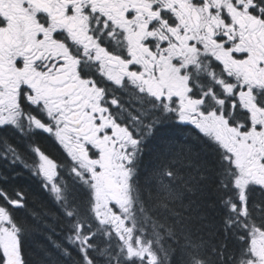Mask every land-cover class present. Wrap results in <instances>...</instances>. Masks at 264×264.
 <instances>
[{
	"label": "snow or ice",
	"instance_id": "1",
	"mask_svg": "<svg viewBox=\"0 0 264 264\" xmlns=\"http://www.w3.org/2000/svg\"><path fill=\"white\" fill-rule=\"evenodd\" d=\"M25 154L62 235L0 181V264H41L38 230L64 264H264V0H0Z\"/></svg>",
	"mask_w": 264,
	"mask_h": 264
},
{
	"label": "trees",
	"instance_id": "2",
	"mask_svg": "<svg viewBox=\"0 0 264 264\" xmlns=\"http://www.w3.org/2000/svg\"><path fill=\"white\" fill-rule=\"evenodd\" d=\"M9 141L14 144H21V141L18 137L8 134ZM40 141H43L41 139ZM48 142V144L46 142ZM43 141L44 144L39 147L43 149L52 148L51 143L47 140ZM38 144V143H37ZM23 149V145L21 146ZM54 148V147H53ZM26 156H24L25 158ZM148 160L145 161L147 165ZM10 181V187L12 188H22L29 193V212L38 214L44 221L45 227L49 229H55V235L61 236L62 226L58 222V213L56 208L49 203L44 196L40 194L39 190V180L32 175L31 169H23L21 163L16 166L15 171L11 167L6 166L3 161H0V181L3 180ZM50 232L44 230L35 231L29 237V256L33 260H39L43 264L44 257L41 256V252L47 250V259H50L53 264H64L63 259L58 255L56 250L51 247L49 242ZM55 239V236H53Z\"/></svg>",
	"mask_w": 264,
	"mask_h": 264
},
{
	"label": "flooded vegetation",
	"instance_id": "3",
	"mask_svg": "<svg viewBox=\"0 0 264 264\" xmlns=\"http://www.w3.org/2000/svg\"><path fill=\"white\" fill-rule=\"evenodd\" d=\"M43 141H45V140H43ZM43 141H40V140H38L37 141V143H38V146H40V145H42V144H44V142ZM46 142V141H45ZM47 144H48V142H46ZM40 144V145H39ZM53 145H51V147H52ZM54 147V146H53ZM50 148V146H49V148H46V147H44L42 150H44L47 154H49V155H51V156H53L54 158H57V159H59V153L55 150V148ZM25 158H24V160H25V162L27 163V167H25V164H24V162H21V166H22V168L23 169H31L32 168V158L30 157V155H28V154H25Z\"/></svg>",
	"mask_w": 264,
	"mask_h": 264
}]
</instances>
